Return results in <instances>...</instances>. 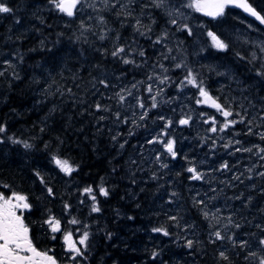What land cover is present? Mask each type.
<instances>
[{
  "label": "trees",
  "instance_id": "obj_1",
  "mask_svg": "<svg viewBox=\"0 0 264 264\" xmlns=\"http://www.w3.org/2000/svg\"><path fill=\"white\" fill-rule=\"evenodd\" d=\"M91 2L89 6L79 4L70 18L50 0H0L11 9L9 13H0V126L5 129L0 133V172L12 185L29 189L38 183L36 175L39 172L51 176L46 170L48 160L53 157L73 159L79 166V172H85L92 183L101 172H116L118 164L123 170V160L119 161L112 155L113 148H117L108 131V126L116 128V124H121L122 114H111V111L118 110L111 109L109 105L112 100L109 98L107 76H115L122 70L130 76L129 70L132 69L130 63L125 64L118 54L113 56V52L122 44L135 41L151 60L156 41L153 34L143 35L144 30L139 31L141 35L132 32L134 15L124 17L115 0ZM249 3L264 14V0H249ZM92 5H95L93 9L90 8ZM134 8L131 7L136 14L139 9ZM237 16L242 14L228 10V16L217 23L227 25L228 21V25L236 24L241 18ZM206 24L209 30L217 31L214 22L205 20ZM119 35L124 42L114 40ZM185 46L191 48L189 44ZM246 53L241 45H229L228 59L244 60L242 65L259 75L256 69L259 64L245 58ZM6 60L13 63L5 64ZM141 74L138 70L137 76L144 78ZM14 140L21 143H13ZM23 142L32 147L25 149ZM182 170L186 171V168L182 167ZM39 176L43 178L42 174ZM140 189L138 187L137 191ZM58 190L63 196L65 188ZM141 193V200L135 199L136 207H139L135 252H124L123 255V251L112 249L106 243H101L100 247L105 248L102 251L97 248L99 243H94L93 253L100 251L94 257L96 264H259L246 246L249 239L256 242L264 238V229L251 227L252 220L249 216L247 218L249 210L252 213L260 209L257 202L249 206L251 209L244 210L241 205L235 207L237 220L230 226L232 236L228 240V249L222 250L221 239L208 238L212 232L210 228L198 232L191 240L182 238V235L174 236L168 228L170 224L164 222L169 218L167 211H164L165 216L157 211L152 185L144 187ZM36 196L43 198L45 203L50 201L48 191H41ZM197 216L203 228L204 221L200 215ZM146 222L152 231V237H148L150 254V246L148 249L138 240L143 230L140 224ZM160 222L170 230L169 235L153 232ZM238 225L241 228H237ZM241 238L243 242L240 243L238 240ZM188 241H192L191 247L187 246ZM223 251L227 260L220 257Z\"/></svg>",
  "mask_w": 264,
  "mask_h": 264
},
{
  "label": "rangeland",
  "instance_id": "obj_2",
  "mask_svg": "<svg viewBox=\"0 0 264 264\" xmlns=\"http://www.w3.org/2000/svg\"><path fill=\"white\" fill-rule=\"evenodd\" d=\"M115 2L118 10H122L124 17L134 15L132 32H138L141 35L139 31L144 30L143 35L153 34L155 41L160 40V43L155 42L156 49L154 48L155 53L151 54L150 62L143 49L135 41L127 42L126 45L122 44L116 49L117 51L123 48L124 51L118 52V56L123 60L132 61L129 66L132 69L129 72L132 74L129 76V82L123 81L122 77L126 75L124 70L122 74L107 76L110 87L109 98L112 100H109V105L111 109L118 110L117 112L111 111V114L115 116L122 114L121 124H116V128L108 126L112 143L117 148H113L112 155L116 156L115 159H125L122 162L125 165L123 169L139 189L144 183L152 185V190L156 195L155 202L161 206L162 211H167L169 214V218H166L168 220L164 222L170 224L168 228L174 236L182 235V238L191 240L198 232L210 228L212 232L208 234V238L215 239V233L220 232L221 241H223L221 249L226 250L228 240L232 236L230 226L237 220L235 214L238 212L234 211L235 207L241 205L245 210L251 209L249 206H252L250 201L253 195L246 196L244 188L241 187L251 165L238 164L241 161L249 162L246 157H250L254 147L259 145L260 149L262 148V144L253 143L252 138L256 135V138L260 139L261 134H264V98L259 99L260 104L257 111L252 109L256 106L251 105L250 96L246 98L243 105L238 106L240 109H230L233 115L228 118L229 120H235L234 112H236L243 118L242 123L247 122L244 131L246 137L241 141L242 144H239V149H251V151L241 150L239 152L245 159L231 160L228 159L232 152L228 154L227 132L231 128L219 131L224 123L223 115L212 107L197 103V100L202 99L198 88L187 84L186 77L191 71L197 83H202L211 96L218 99L224 97L222 105L229 109L228 81L226 84L224 81L226 78L232 83L240 82L239 75L241 74L253 80L260 79L264 87V76L262 75L264 73V51L261 50V46H264V30L253 22L237 16L241 18L236 24L228 25V21L227 25L219 23L216 24L217 31L212 32L227 45H241L246 49L249 59L259 63V68H256L258 75L255 71L246 69L242 63L237 64L236 60H228V67L225 66V56H216V54L218 51L225 52L226 50H216L213 46L212 39L208 35L211 31L206 28L207 24L204 25L206 20L204 14L185 6L190 3V0H166L163 8H157L153 0H119V2L115 0ZM91 4V0H83L80 5L89 6ZM94 6L90 8L93 9ZM131 7L139 11L134 14ZM173 20L176 21L175 24L172 23ZM188 30H191V35ZM114 40L124 42L122 37H115ZM188 44L191 48H186L185 45ZM210 51H212V57L216 56V59L210 57ZM141 52L144 53L143 56L140 55ZM248 56L244 57L248 58ZM4 63L12 64L13 62L6 60ZM230 63H236L238 69ZM177 64L181 67L178 68ZM138 70L140 74L143 73L142 76H145L142 81L139 80L140 76H137ZM161 80L165 82L160 83ZM215 83L225 84L222 90L224 93H215L213 88ZM121 96L124 97L123 101L120 99ZM154 102L156 107L152 106ZM235 103V101L231 103L232 107H236ZM141 104L143 107L140 106ZM189 117L191 119L188 124L179 123L181 119ZM154 119H157L156 122H152ZM212 120H216L218 129L216 132L211 131ZM166 124L167 127H165ZM168 140L174 141L175 158L166 151L165 145ZM232 142L234 141L230 144ZM261 160L262 162L258 165L264 168V159ZM224 164H227V168L221 167ZM237 166L239 168L235 169ZM256 166L255 164L254 167ZM182 167H185L186 171L182 170ZM189 167H194L198 173L202 174V178L200 180L191 179L192 173L187 171ZM262 173L264 169L260 168L257 172L258 177L260 176L258 186L256 181L259 193L264 192V188H261L264 184ZM45 177L48 176H43V178L48 187L52 189L53 184L50 185L49 179ZM232 181H237V183L233 184ZM235 186L237 188H234ZM138 193L137 191V195ZM77 199L81 201L83 198L78 197ZM93 203H89L90 212ZM261 204H264V199L261 200ZM188 205L196 212L191 211ZM255 205L256 203L253 206ZM196 213L204 221L203 228L199 224L200 220ZM245 213L247 214L248 211ZM248 216L249 220H252L251 223L249 222L251 227L264 229V206L252 213L249 210L247 218ZM242 221L247 223L245 219ZM159 224L157 228L170 232L163 222ZM237 228L241 226L238 225ZM154 233L163 235L162 232ZM261 239L256 242L253 238L249 239L250 243L246 245L249 246L248 252L251 255L255 253L254 256L259 264L260 260L264 259V246L260 245ZM238 241L241 243L243 239ZM88 250L91 256L93 254L91 244ZM223 253L225 254V251ZM246 257L248 259V256Z\"/></svg>",
  "mask_w": 264,
  "mask_h": 264
},
{
  "label": "flooded vegetation",
  "instance_id": "obj_3",
  "mask_svg": "<svg viewBox=\"0 0 264 264\" xmlns=\"http://www.w3.org/2000/svg\"><path fill=\"white\" fill-rule=\"evenodd\" d=\"M120 38V35H119ZM159 44V43H158ZM225 66L228 67V47L225 53ZM244 61H239V64H243ZM232 64V63H230ZM235 69L236 65L232 64ZM240 76V82L232 83L226 78L225 84L228 81V108L236 110L240 109L238 106L243 105L245 103L246 98L248 96L251 97L250 102L251 105H255L256 107L252 108L253 111L258 110V106L260 104V98H264V87L260 79L253 80L246 76ZM223 84H214L213 88L215 93L222 94ZM234 96V98L232 97ZM221 104L224 102V97H220L218 99ZM236 102V107H232L231 103ZM249 104V103H248ZM234 125H231L228 129V154L231 151L230 157L228 159H245L240 155V151L237 149L240 148L239 144L245 139L244 131L247 126V122H240L241 116H238L236 112ZM254 133H257L254 131ZM257 136L252 138L253 143L262 144V148H264L263 139L256 138ZM231 141L232 144H230ZM239 141V143H237ZM261 148V149H262ZM259 145L253 148L252 154L250 157H246L249 159L248 163H244V161L240 162L238 165L249 164L251 165L249 170L246 172L244 177V183L241 185L245 190V194L253 195V199L250 201V204L253 202H257L260 207H263L264 204H261V200L264 199V192H257V186L259 183L260 176L258 177V170L264 169L261 165H258L262 162L261 159H264V152H261ZM67 160L69 164L75 169L71 175H65L60 171L59 167H57L54 159L48 160V168L46 171L49 172L51 176L45 177L49 179V184H53L55 187H52L53 195H49L50 201L46 202L43 198L37 197L41 191H48L46 187V181L43 178V183H41V177L39 175H44L42 172H39L37 176L38 183L32 185L31 188L24 189L19 186L12 185L10 182L6 181L0 172V193H2L5 197H10L13 192L23 194L28 197V203L31 205L30 209L25 210H17V215H21L22 211V219L24 223L29 228V237L33 242L34 247H36L37 251L47 252L48 255L52 256L57 264H96L94 259L100 251L94 252L90 256L89 246L92 247L94 243L97 244V248L104 251L105 248L100 247L101 243H106L112 247V249H120L123 255L128 252H135V245L137 243L136 239V225H137V210L139 207H136V200L139 198L141 200L142 186H149L151 184L144 183L141 184V189L138 191L137 195V184L132 182V178L128 176V173L122 167L117 166L118 170L116 172H111V174L107 172H101L98 175V178L94 183L90 182L88 176L85 172H79V166L76 165L73 159H61ZM121 160V159H117ZM125 160V159H123ZM231 163V162H230ZM255 164L257 165L256 167ZM125 166V165H124ZM237 166L235 169H238ZM34 171L38 172L39 170ZM233 184H236L237 181H232ZM6 186V187H5ZM48 186V185H47ZM145 186V187H146ZM255 186V187H254ZM65 188L64 195L59 194V188ZM91 187L93 192L91 194L85 193L84 189ZM104 187L108 195L102 196L99 193V188ZM250 189H249V188ZM234 188H237L235 186ZM264 188V184L261 186ZM136 194V196H135ZM231 194V193H229ZM96 196V206L100 209L99 212H90L89 211V203L94 202L91 199V196ZM246 196L243 199H246ZM83 198L79 201L77 198ZM136 197V198H135ZM230 197V196H229ZM257 197V199H255ZM65 204L69 205L68 209H65ZM141 205V202H139ZM142 208V207H140ZM158 212H162L164 215V211L161 210V206H158ZM55 217L61 221L62 231L53 234L46 223L49 217ZM72 219H77L80 223L73 225L70 224L69 221ZM143 228L141 231L139 241L141 243L146 244V248L151 253V242H149L148 237L151 236V226L145 224H140ZM112 226L111 230L109 227ZM107 227V228H106ZM87 231L89 235V239L87 242V249L83 250V256L77 257L75 260L70 259L71 253L66 250V246L64 244V234L66 232L72 233V238L74 242H78L83 233ZM154 232V231H153ZM95 233V234H94ZM55 235L56 239H52V236ZM123 246L125 248H123ZM77 247L83 248V246L77 243ZM94 248V247H93ZM125 252V253H124ZM96 254V255H95ZM90 256V257H89Z\"/></svg>",
  "mask_w": 264,
  "mask_h": 264
},
{
  "label": "snow or ice",
  "instance_id": "obj_4",
  "mask_svg": "<svg viewBox=\"0 0 264 264\" xmlns=\"http://www.w3.org/2000/svg\"><path fill=\"white\" fill-rule=\"evenodd\" d=\"M50 2L55 4V7L63 14L68 17H72L74 15V9L77 8V5L83 3V0H50ZM107 3V0H105ZM153 3L157 8H163L166 0H153ZM232 6L236 8L242 9L245 13L253 17L257 20L261 25H264V15H261L260 12L253 7L249 0H190L187 7L193 8L197 12H202L206 16H210L215 19L218 16L224 14V9L226 6ZM11 9L4 4L0 3V13H9ZM102 22V21H101ZM139 23V22H137ZM172 23H176L175 20ZM83 27V25H81ZM187 29V26L185 25ZM87 30V29H85ZM139 30V29H137ZM189 31V35H191V30ZM208 35L212 39L213 46L220 51H224L227 49L228 45L221 40L218 36L214 33L209 32ZM104 37L101 36V39ZM160 43L159 40L156 41ZM261 50L264 51V46H261ZM123 48H119L117 51L113 52V56H116L118 52H123ZM141 56L144 55L143 52L140 53ZM125 64H129L132 61L125 59L123 61ZM178 68L181 67L180 64L176 65ZM166 71V69H165ZM2 74V73H0ZM164 80H161L160 83H164ZM187 84L192 85L193 87L198 88L199 95L202 99L197 100L198 104H205L209 107L214 108L217 112L221 113L224 117L223 126L219 128V131H225L231 125L237 123L235 120H229L228 118L233 115L230 109H226L224 105L218 102V98H215L209 94V92L202 86L201 84L197 83L196 77L193 75L191 71L188 72L186 77ZM151 91V88H149ZM121 101L124 100V97H120ZM155 101V97H153ZM143 107V104L140 105ZM156 107L155 102L152 105ZM237 115H239L237 113ZM143 118V117H142ZM191 117L187 119H181L179 123L181 125H186L189 123ZM243 122V118L241 121ZM170 123V122H169ZM212 128L211 131L216 132L218 129L216 127V120H212ZM168 125L166 124L165 127ZM4 127L0 126V133L4 132ZM261 139H264V134H261ZM13 143H21L19 140H14ZM239 143V141H237ZM23 147L25 149H30L32 146L27 143L23 142ZM123 147V145H121ZM166 151L175 158L176 153L174 151V141L168 140L165 145ZM251 151L250 148L247 149H237V151ZM261 152H264V148L259 149ZM264 158V157H262ZM57 167H59L60 171L63 172L65 175H71L75 169L69 164L67 160H61L53 157ZM166 167L167 165H163ZM222 168H227V164L221 166ZM189 173H192L191 179L193 180H200L202 178V174L198 173L194 167H189L187 169ZM264 175V173H262ZM43 178H41V183H43ZM6 187V186H5ZM85 193L91 194L93 189L91 187L84 189ZM99 193L102 196H107L108 192L104 187L99 188ZM48 194L51 196L53 195V191L51 188H48ZM175 195V193H173ZM91 199L94 201L91 207L92 212H99L100 209L96 206V196H91ZM65 209L69 208V205L65 204ZM31 205L28 203V197L13 192L10 197H5L2 193H0V264H57V261L47 252H40L37 251L36 247H34L32 240L29 237V228L24 223L22 219V211L21 215H17V210H25L30 209ZM48 225L49 230L55 234L57 232L62 231L61 221L55 217H49L47 220L44 221ZM70 224L76 225L80 222L77 219H72L69 221ZM154 232H162L163 235L167 236L169 233L161 228L153 229ZM216 239H222L220 232L215 233ZM52 239H56V236L53 235ZM64 244L66 246V250L70 252L72 255L70 259L75 260L77 257L83 256V250L87 249V242L89 239V233L85 231L83 235L80 237L78 242H74L72 238L71 232H66L64 234ZM77 243L81 247H77ZM260 245L264 246V239L260 240ZM188 247L192 246V241H188ZM243 246V245H241ZM155 255V253L153 254ZM252 255H255L253 253ZM221 259L227 260V256L223 252L220 253ZM260 264H264V259L260 260Z\"/></svg>",
  "mask_w": 264,
  "mask_h": 264
},
{
  "label": "water",
  "instance_id": "obj_5",
  "mask_svg": "<svg viewBox=\"0 0 264 264\" xmlns=\"http://www.w3.org/2000/svg\"><path fill=\"white\" fill-rule=\"evenodd\" d=\"M229 9H234V10H238V11H241L244 15H245V17H247L248 19H250V20H252V21H254V22H256L259 26H261V27H263L264 28V25H261L257 20H255L253 17H251L250 15H248L247 13H245L242 9H240V8H236V7H232V6H227ZM75 10V9H74ZM73 10V11H74ZM220 16H218V17H216V18H219ZM206 18H208V19H213L212 17H210V16H206ZM215 18V19H216Z\"/></svg>",
  "mask_w": 264,
  "mask_h": 264
}]
</instances>
